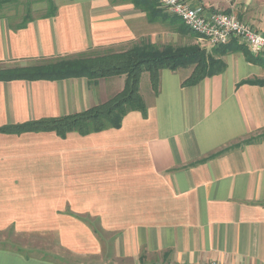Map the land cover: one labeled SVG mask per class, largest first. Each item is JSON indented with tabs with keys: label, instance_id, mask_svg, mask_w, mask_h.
<instances>
[{
	"label": "crops",
	"instance_id": "obj_1",
	"mask_svg": "<svg viewBox=\"0 0 264 264\" xmlns=\"http://www.w3.org/2000/svg\"><path fill=\"white\" fill-rule=\"evenodd\" d=\"M189 1L264 35V0ZM160 22L130 0H71L19 28L0 17V64L154 42ZM245 49L193 85L183 83L193 65L162 68L158 92L150 82L142 93L143 74L147 114L131 110L120 127L0 130V231L54 232L73 254L99 257V227L112 233L107 255L134 264H264V138L244 142L264 131V84L246 81L264 78V52ZM125 80H0V127L89 109ZM0 264L68 263L0 247Z\"/></svg>",
	"mask_w": 264,
	"mask_h": 264
},
{
	"label": "trees",
	"instance_id": "obj_2",
	"mask_svg": "<svg viewBox=\"0 0 264 264\" xmlns=\"http://www.w3.org/2000/svg\"><path fill=\"white\" fill-rule=\"evenodd\" d=\"M9 1L11 0H0V4L3 5ZM130 1H133L139 8L146 10L151 21L162 20L171 23L180 31L193 32L180 16L167 12L157 0ZM49 4L51 7L48 12L41 16H54L57 13L58 5ZM31 19V17L24 19L14 27H23ZM237 49H245V44L236 39H232L226 44L214 45L210 52L198 43L177 46L166 45L160 48L156 43L148 40L136 43L121 51L106 50L102 53L91 54L88 52L92 50L90 49L70 55L43 57L35 59L36 62L25 65L3 66L0 64V80H61L80 76L98 78L126 75L122 90L108 100L93 105L89 109L62 116L44 117L23 123L4 125L0 127V130L22 132L49 129L55 130L64 137L70 131L90 134V132L110 127H120L124 116L131 110H140L143 114H147L148 105L140 91L141 78L145 71L149 72L153 90L158 92L162 68L177 69L193 65L191 74L183 80L185 85H193L206 76L211 77V75L225 70L227 64L222 58L223 54L225 55L229 51H237ZM246 81L264 84V78L247 79ZM261 138H264V131L244 139V142ZM231 147L233 146L213 152L209 157L217 156ZM94 229L99 233L98 228Z\"/></svg>",
	"mask_w": 264,
	"mask_h": 264
},
{
	"label": "rangeland",
	"instance_id": "obj_3",
	"mask_svg": "<svg viewBox=\"0 0 264 264\" xmlns=\"http://www.w3.org/2000/svg\"><path fill=\"white\" fill-rule=\"evenodd\" d=\"M71 2V0H11L7 3L0 4V17H4L11 23V25H17L24 19L39 17L48 12L51 5H59L65 2ZM165 9V8H164ZM166 10V9H165ZM167 11V10H166ZM168 12V11H167ZM194 32V31H193ZM180 31L174 25L168 22H160L158 29L153 33L156 43L160 48L166 45H183L189 43H198L202 47L206 48L209 52L213 45L207 40H202L198 33ZM111 51H121L116 49H107ZM124 50V49H123ZM106 50L92 49L89 53L97 54L105 52ZM36 62V60L24 62H5L3 66H14L20 64H29ZM188 68H182L181 72L186 73ZM143 76V82L141 86L142 93L147 92L150 86V75L148 71H145ZM99 234L104 241V256H78L62 247L58 241V236L54 232H18L14 228H7L0 231V247L11 248L19 250L22 253H34L37 255H43L50 258H56L62 260L68 264H134L130 259L118 258L107 255L112 253L110 238L112 233L103 232L99 227Z\"/></svg>",
	"mask_w": 264,
	"mask_h": 264
},
{
	"label": "built area",
	"instance_id": "obj_4",
	"mask_svg": "<svg viewBox=\"0 0 264 264\" xmlns=\"http://www.w3.org/2000/svg\"><path fill=\"white\" fill-rule=\"evenodd\" d=\"M169 13L182 18L184 23L198 33L202 40L220 45L237 38L253 52H264V35L236 14L220 9L208 10L203 4L193 5L189 0H157ZM212 264H227L214 261Z\"/></svg>",
	"mask_w": 264,
	"mask_h": 264
},
{
	"label": "bare ground",
	"instance_id": "obj_5",
	"mask_svg": "<svg viewBox=\"0 0 264 264\" xmlns=\"http://www.w3.org/2000/svg\"><path fill=\"white\" fill-rule=\"evenodd\" d=\"M192 30V29H191ZM193 31V30H192Z\"/></svg>",
	"mask_w": 264,
	"mask_h": 264
}]
</instances>
